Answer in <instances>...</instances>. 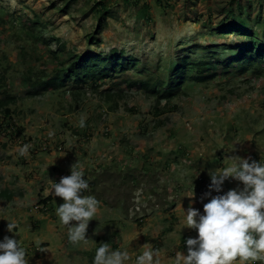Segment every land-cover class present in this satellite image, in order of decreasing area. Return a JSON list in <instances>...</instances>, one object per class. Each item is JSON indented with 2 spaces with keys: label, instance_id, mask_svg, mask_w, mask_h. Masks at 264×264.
I'll use <instances>...</instances> for the list:
<instances>
[{
  "label": "rangeland",
  "instance_id": "rangeland-1",
  "mask_svg": "<svg viewBox=\"0 0 264 264\" xmlns=\"http://www.w3.org/2000/svg\"><path fill=\"white\" fill-rule=\"evenodd\" d=\"M243 20L250 39L264 45V0H0V100L16 97L9 116L0 110V192L13 195L0 196V242L21 239L29 264H93L103 243L132 245V258L150 243L165 264L177 251L187 254L186 240L198 232L183 229L182 212L192 204L204 214L209 171L223 168L227 155L264 157V72L240 74L235 66L160 103L128 86L127 78L147 79L133 72L97 89L71 85L34 97L24 81L53 76L67 58L58 52L63 45L79 55L124 51L148 76L165 79L181 56L211 65L210 52L238 56L234 49L247 39L224 31ZM109 93L113 102H106ZM78 161L90 186L84 195L100 201L105 220L90 221L87 245L69 246L56 215L64 201L50 180L70 175ZM242 188L230 179L211 196ZM7 220L18 224V235L7 231Z\"/></svg>",
  "mask_w": 264,
  "mask_h": 264
},
{
  "label": "clouds",
  "instance_id": "clouds-1",
  "mask_svg": "<svg viewBox=\"0 0 264 264\" xmlns=\"http://www.w3.org/2000/svg\"><path fill=\"white\" fill-rule=\"evenodd\" d=\"M80 126L85 122L80 120ZM31 145H24L20 155L28 153ZM227 152L234 153L235 149ZM223 168L209 171L211 183L205 198L204 214L189 205L183 209V229H194L198 238L186 240L187 254L177 251L167 264H264V157L261 162L245 159L239 155H227ZM235 179L242 189L229 190L224 195L211 196L223 191L225 181ZM55 197L64 203L56 208V215L67 228L68 240L73 245H87L89 223L97 217L100 201L92 195H84L89 183L84 178L83 166L75 163L71 174L60 178L58 183L50 180ZM47 191V189H46ZM186 197L192 199L194 192ZM8 221L7 231L18 235V224ZM72 222H76L73 224ZM134 264H165L161 251L146 243ZM42 253L47 248L38 247ZM132 256L128 250H113L108 243L101 244L95 252L93 264H129ZM0 264H29L27 249L22 240L6 236L0 242Z\"/></svg>",
  "mask_w": 264,
  "mask_h": 264
},
{
  "label": "trees",
  "instance_id": "trees-1",
  "mask_svg": "<svg viewBox=\"0 0 264 264\" xmlns=\"http://www.w3.org/2000/svg\"><path fill=\"white\" fill-rule=\"evenodd\" d=\"M161 3V0H159ZM101 11L106 13V4L100 2L98 4ZM34 26L39 23L34 22ZM246 21L243 20L239 25L224 31L225 33L234 32L238 36L245 37L247 40L243 47L237 46L234 50L240 52L238 56L222 58L218 52H210L208 58L212 61L209 63H199L192 59V54L181 56L167 77L153 79L148 76V69L141 65V62L136 57L127 56L124 51L112 50L109 54L96 53L91 55H82L74 52L66 51L64 45L59 47V53L67 54L65 61L60 62V66L54 70L53 76L42 75L32 82V79L27 77L24 81L25 85H30L26 95L34 97L36 94H45L49 91H57L68 89L73 86V90L82 88L97 89L101 87L109 79H114L125 75L128 72H133L137 75L147 76L146 80L130 82V78L126 81L129 87H135L143 90L157 98V103L162 100H171L181 95L186 84L192 83H207L216 80L220 75L231 74L238 66V72L245 74L250 71L255 73L264 72V45L251 40V31L246 28ZM243 25V28L241 27ZM102 30V24L98 26L97 33ZM46 45L49 42L43 40ZM222 70V73L219 71ZM115 95L109 93L106 102H113ZM16 100V97L7 95L3 100H0V110L5 109L7 116L10 115V109L7 108ZM45 202V201H44Z\"/></svg>",
  "mask_w": 264,
  "mask_h": 264
},
{
  "label": "crops",
  "instance_id": "crops-1",
  "mask_svg": "<svg viewBox=\"0 0 264 264\" xmlns=\"http://www.w3.org/2000/svg\"><path fill=\"white\" fill-rule=\"evenodd\" d=\"M2 190V189H1ZM0 196H3V198L6 196V200H8V201H12L13 200V195H12V192L10 191H1L0 192ZM99 215L96 217V218H98L99 220H101V221H103L104 222V220H105V218H103V216H104V214H105V211L104 210H100L99 211V213H98ZM53 225H56V224H51L49 227L51 228ZM36 226H39V225H36ZM57 227H58V225H56ZM49 228V229H50ZM49 229H48V231H49ZM46 231H47V229H46ZM115 231L117 232L118 231V229H115ZM118 234H120V231L118 232ZM123 238L125 239V235H123ZM123 239V240H124ZM122 240V241H123ZM65 245H71V243L69 242V240H66L65 242ZM121 243V242H120ZM128 244H130V243H128ZM126 249V247L122 244V246H120V244L119 245H117V246H115L114 248H113V250H125ZM137 249V248H136ZM126 250H128L129 252H130V254H131V256L133 255V253H134V248H133V246L132 245H128V249H126ZM137 255H135V257H136ZM135 257L134 258H132V261H130L129 262V264H134V261H135Z\"/></svg>",
  "mask_w": 264,
  "mask_h": 264
}]
</instances>
